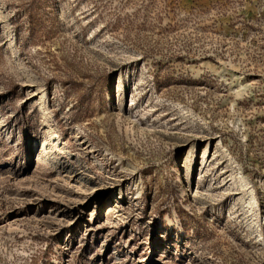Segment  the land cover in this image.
<instances>
[{"label":"rangeland","instance_id":"1","mask_svg":"<svg viewBox=\"0 0 264 264\" xmlns=\"http://www.w3.org/2000/svg\"><path fill=\"white\" fill-rule=\"evenodd\" d=\"M0 264H264V0H0Z\"/></svg>","mask_w":264,"mask_h":264}]
</instances>
